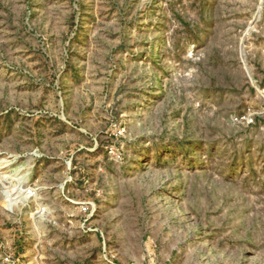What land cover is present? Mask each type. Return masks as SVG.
I'll return each instance as SVG.
<instances>
[{
  "label": "rangeland",
  "instance_id": "obj_1",
  "mask_svg": "<svg viewBox=\"0 0 264 264\" xmlns=\"http://www.w3.org/2000/svg\"><path fill=\"white\" fill-rule=\"evenodd\" d=\"M0 264H264V0H0Z\"/></svg>",
  "mask_w": 264,
  "mask_h": 264
}]
</instances>
